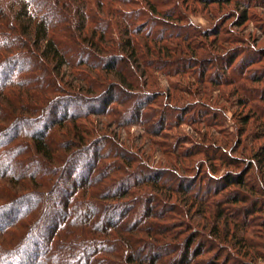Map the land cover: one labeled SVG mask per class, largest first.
I'll list each match as a JSON object with an SVG mask.
<instances>
[{
    "label": "trees",
    "instance_id": "obj_1",
    "mask_svg": "<svg viewBox=\"0 0 264 264\" xmlns=\"http://www.w3.org/2000/svg\"><path fill=\"white\" fill-rule=\"evenodd\" d=\"M254 2L0 0V264H220L202 259L217 252L215 240L259 257L249 234L264 230V148L251 150L241 174L209 173L213 191L177 172L198 154L210 162L198 169L213 173L214 160L236 167L245 157L216 159L200 145L171 152L157 141L197 117L211 126L208 111L178 106L171 93L192 90L165 91L160 78L236 85L222 83L233 66L258 63L264 52L255 45L229 49L238 36H222L227 22L240 29L250 21ZM205 11L208 27L193 19ZM97 117L142 128L174 166H152V150L131 152ZM185 220L206 233L190 234ZM229 253L228 263L236 259Z\"/></svg>",
    "mask_w": 264,
    "mask_h": 264
},
{
    "label": "rangeland",
    "instance_id": "obj_2",
    "mask_svg": "<svg viewBox=\"0 0 264 264\" xmlns=\"http://www.w3.org/2000/svg\"><path fill=\"white\" fill-rule=\"evenodd\" d=\"M254 1L255 2L251 6V10L249 9L250 21L244 27L235 29L231 26L232 21H229L223 28V37H230L228 34L230 35V33H232L234 36H238L239 38L236 40L237 42L229 44L227 48L232 49L234 47H238V49H244V47L246 48L247 45L251 46V44H253L251 46L252 48L255 45L257 49L261 50V52H264V0ZM213 9H216V11L219 10L220 13L224 14L228 13L232 9V5L228 7H220L219 9ZM204 14L206 15H198L193 17V19L199 24H202L204 27H208L212 22L211 20L207 19V11H205ZM241 36L246 38L247 41L242 40L243 38ZM239 41L245 44H238ZM238 53L240 52H237L236 54ZM262 55H264V53ZM262 55L256 54L255 56L257 59L255 61L258 63L249 65L250 67L246 66V62H244L245 64H243V62L239 64L237 63L235 66H233L234 68H232V71L227 74V77H225L222 81V83H226V81L229 82L232 79V82L234 81L237 86L229 84L227 86L220 85L217 87H212L210 85L198 87L196 84L189 85L184 80L179 81V78H174L171 80L160 78V86L165 91L169 89L170 84H178L180 90L182 87L192 90L193 95L187 93L186 91L181 92L172 90L171 93L173 96L177 97L178 101L176 102V105L178 106L186 107L187 105L193 104L195 109L201 108L204 112L205 110L206 112L208 111L210 115L207 117H210L208 121L210 122L211 126L207 127L205 123H203V118L200 120V118L197 117L196 119H198L199 123L190 125L191 122H187L186 125L180 126L179 128L173 129L172 131H168L165 133L164 139L162 138L157 140L159 143H165L166 147L170 149L171 152L174 150L178 153H182L186 149H191L195 145H200V148H203V150H208V152L210 151L211 153L209 154L216 159L222 155H225L226 153L228 154L229 158L235 157L242 160L245 157V160H243L244 162L237 164L236 167H225L224 165H221L219 161L214 160V163H216L215 167L218 169V171L217 173H213L214 171H209L206 168H203V170L198 169L204 163V165L210 166V162L207 161L206 157L202 154H198L189 158L187 170L177 172L178 175L187 177L190 180L197 179L198 185H200L202 181L204 182V187L207 183H210L209 186H211L213 191H215V188H213L215 184L212 182L214 180V176H212V174L217 178L222 177L229 172L233 174H241L243 173L244 168L249 161L251 150L261 147L264 148V100H262V98L264 99V58H261ZM221 69L222 67L220 66H215V68L213 67V70H217V72L220 71L218 73V78L222 80L224 76L221 73ZM246 76L250 77L247 78V81L245 80V82H243L242 78ZM258 78H260L262 81L259 83L254 82V80ZM242 85L244 86L243 89L240 88L241 90H236L238 89L237 87H241ZM197 89L200 91V93H197ZM116 96L121 97L118 92H116ZM202 96H205L208 99L202 98ZM197 101H202L203 104L208 105V108L205 109L201 106L195 107L196 103H198ZM72 107L74 110L83 111L85 110L86 106L85 104H82L80 106L77 105ZM95 107H97V109H101L103 105L97 103ZM218 112L221 113L218 115ZM61 113L62 111H60L57 116H59ZM207 117H204V119H207ZM245 118L248 120L246 123L244 122ZM93 119L95 122H97V127L102 129L104 128L103 126L110 127L109 124H111L109 130L116 134L119 141L124 144L125 147L131 152L142 154L144 153L143 151L152 150L151 152L153 153L150 154V163L152 166L156 168L174 166L172 165L175 164V162H172L173 156L164 155L159 150H157L158 148H154L152 142L147 141L146 133L142 128L130 126L118 127L115 123H111L110 119L107 120L106 118L99 117ZM37 128L40 127L37 126ZM37 128L34 127L32 129ZM224 142H227V146L224 144ZM184 162L186 163V161H183V164ZM200 171L203 172V174H200ZM258 171V168L253 169V171L247 175V179L256 182V179H259L257 174ZM258 200L261 201L262 204L264 197L262 196V199L258 198ZM261 217L264 218V214H262ZM249 221L252 225H255L259 222V220L253 219H249ZM185 223L190 226V229H192V231L189 232L190 234L191 232L194 233L196 230H199L195 224L190 222V220H185ZM251 229L252 232L250 233H253L254 231V236L253 234H249L250 238L252 239V243L259 245L257 247V251H259V257H257L256 260L248 258L244 259L243 257L237 255L236 251L233 250L229 244L226 245L219 240H215L214 243L218 245L217 252H214L210 256H205L202 258L203 261L207 263L213 262V260H215L220 262V264H240V261H242L241 263L243 264H264V249L261 248V246L264 245V230L260 229L259 227L253 228V226ZM199 231L202 235H204L205 231L202 229ZM227 253L231 254L232 256H236V259L232 258L231 262L228 263Z\"/></svg>",
    "mask_w": 264,
    "mask_h": 264
}]
</instances>
